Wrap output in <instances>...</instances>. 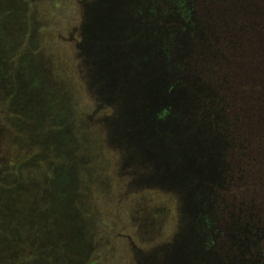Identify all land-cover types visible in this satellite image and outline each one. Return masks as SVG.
Here are the masks:
<instances>
[{"label":"rangeland","instance_id":"374dc122","mask_svg":"<svg viewBox=\"0 0 264 264\" xmlns=\"http://www.w3.org/2000/svg\"><path fill=\"white\" fill-rule=\"evenodd\" d=\"M109 16V0H0V264H264V213L254 184L248 183L254 164H244L242 155L234 154L239 145L254 153V112L242 122L247 132L229 138L230 120L239 128L228 110L234 104L228 97L209 104L220 106L208 121V132L216 137L215 146L208 147L218 153L215 159L200 160L208 165L205 174L175 182L172 175L178 172L172 164L185 168L178 164L180 150L174 147L163 152L169 160L174 157L166 168L169 181L164 175L165 181L158 183L137 174L131 179L129 167L143 166L148 149L140 148L141 137L135 136L136 150L127 154L108 122L118 109L111 114L98 111L106 104L115 106L117 80L134 73L125 62L127 48L113 50ZM213 50L221 53L218 46ZM57 67L70 79H63ZM204 82L210 94L224 95L227 84ZM83 88L89 102L83 99ZM129 97L125 92L118 127L130 137L131 130L154 120H131ZM75 114L89 124L107 121L105 134L97 132L113 154L100 182L85 170L87 155L74 148L80 145ZM218 120L224 128H216ZM187 135L195 138L193 131ZM190 150L200 158L194 147ZM194 177L203 182L197 184ZM238 181L242 185L234 190ZM155 183L165 193L174 191L178 210L173 214L150 188ZM194 188L202 194L198 202L209 204L220 190L222 205L214 210L213 220L222 218L216 225L230 235L211 239V245L207 237L198 244L193 236L197 225L190 227V217L198 210L197 200L189 195ZM212 212L204 211V222ZM180 253L188 257L183 262L177 260Z\"/></svg>","mask_w":264,"mask_h":264},{"label":"trees","instance_id":"16d2710c","mask_svg":"<svg viewBox=\"0 0 264 264\" xmlns=\"http://www.w3.org/2000/svg\"><path fill=\"white\" fill-rule=\"evenodd\" d=\"M109 15V26L111 25L110 29L114 31V33L112 32L115 46L113 50H116L115 48L118 46L127 48L129 56L125 62L127 61V64L134 68L133 71L137 73L136 79H138V83L135 85L130 79H125L121 75L117 80V95L114 96L115 103H113L115 106L112 105L111 107L106 104L104 107L98 106L99 109L97 108L99 112L110 114L118 109L115 115L109 117L108 122H110L109 126L119 147H122L127 154H131L136 150V147L133 148L134 144L138 143L132 130L130 137L124 136L118 127L120 114L124 112L126 103V101L124 102V93L126 92L127 95L128 91H133L137 104L136 114L139 117H143L145 114L149 116L152 111L151 116L156 114V117L150 119L170 125L162 132L161 140L150 138L145 140L146 146L142 145L140 148L154 149L156 154H162L164 150L174 149V147L180 150V143H182L187 144L192 149L194 147L200 156V160L207 161L210 156L214 157L218 153L216 148H209L215 146L212 142L216 141V137L208 132L210 125L208 121L217 115L214 110L220 109V106L210 108L209 104H213V101L218 99L223 101L222 98L228 97L231 101L230 104H234L228 106L230 115L233 120L239 123V128H236V124L230 120L229 138L236 136L237 131L247 132V128L242 126V122H246V116L254 112L255 123L252 126L249 125L250 133L253 134L254 153L250 152L249 148L248 151L245 147L241 149L239 145L235 148L234 154L236 156L241 154L242 159L245 160L244 164H254V178L248 180V183L254 184V192L256 193L254 195L262 205L261 211L264 213V0H109ZM130 18L133 20L128 21ZM211 30L215 32L213 35H211ZM148 42H151L152 47L146 49ZM216 46L220 47L221 53L213 50ZM143 49H145L144 56H148V54L150 56L147 57L146 62H151L152 58L155 60L151 62L152 65L156 60L162 63L166 72L164 92L167 97L174 99L178 96V92L183 91L185 93V96L179 100V104L181 103L179 106L170 104L166 107L163 105L160 107L162 110L158 112L150 108L144 109L145 98L140 83V81L143 82L142 73L144 71L140 57L143 55ZM224 50H226L225 56H223ZM57 68L62 72V68ZM63 74L62 72V76ZM67 76H70L68 72L62 78L66 79ZM130 78L133 79V76ZM205 79L227 84V87H224L226 90L223 89L225 96L220 95L219 92L210 94L209 90L205 88ZM75 81L78 84L79 79H75ZM82 86L84 85L82 84ZM81 94L85 95L83 99L86 102L90 101L91 98L87 97L84 88ZM145 102L148 103V101ZM249 106L250 109L251 106H254L253 110H250L251 112L246 108ZM189 114L192 116L189 117ZM74 117L76 118L77 126L75 129L78 132L77 136L80 143L78 145L75 142L74 145L78 146H74V148L76 147V151H82V155H87L85 162L88 163L85 164V170L90 169V173L94 172L95 177L93 179L96 181L97 178L100 182L104 178L102 175L105 173L104 168L110 166L107 158L113 154L104 143L102 136L105 134L102 129L106 127L107 121L97 122V124L90 122L91 124H89L88 119L82 118L80 120L78 114H75L73 119ZM218 122L216 128L218 126L224 128V124L220 120ZM247 122L249 123V121ZM174 123L178 125L177 132L173 131ZM97 131L102 134H98ZM189 131H193L195 135L192 140L187 135ZM122 137H125V140H121ZM163 139L164 143L160 142ZM225 151L227 152V150ZM145 160L143 166L132 164L129 167L131 179L136 178L137 174L141 178L143 176L147 181L158 183L165 181L160 176L164 175L166 181H169L166 167L159 160H147V158ZM172 165L173 170L178 172L179 178L185 177L187 181L190 174L185 176L186 170L178 169L175 163ZM252 172L248 171V174ZM159 179L161 180L159 181ZM194 180L199 184L202 178L194 177ZM240 181L234 186V190L242 185ZM157 183L151 185L155 186ZM150 188H155L152 190H155L157 192L155 194L162 199H157L158 201L165 202L166 211L173 214L174 211L178 210V201L173 190L165 193L157 186ZM150 188L143 187L142 189L148 191ZM174 189L175 192L178 190L183 193L179 186L174 187ZM195 191L200 194L197 195V199L201 198L202 194L198 188H195ZM132 192H134L133 195L139 193L138 190ZM219 193L220 190H217L213 193L215 196L212 194L216 201L213 203L211 201V204L202 199L198 202L196 199L198 210L195 215L190 217V227L193 228L197 225V228L195 227L197 232L193 236L196 237L198 244L204 237L209 238L210 241L213 238L215 240V238L219 239L220 236L230 235L227 230L224 231L216 225L222 218H216L215 221L217 222L213 220L216 217L214 210L219 209V205H222L219 200ZM220 208L222 209V207ZM205 210H212L213 212L211 219L204 222ZM200 218L203 220H200L201 223H197L200 222ZM49 253L55 255L53 250ZM190 255L191 253L188 256ZM185 258L188 257L180 253L177 260L183 259L184 261ZM198 259L199 255L196 260Z\"/></svg>","mask_w":264,"mask_h":264},{"label":"water","instance_id":"95a60500","mask_svg":"<svg viewBox=\"0 0 264 264\" xmlns=\"http://www.w3.org/2000/svg\"><path fill=\"white\" fill-rule=\"evenodd\" d=\"M154 45V44H153ZM151 42L147 43V47L151 48ZM144 50L143 49V55H141V64L144 68L143 71V82L140 81L141 85H142V93L143 96L145 98L144 100V109L146 110V108H150L151 110L154 111H161L160 107L161 106H166L168 107L170 104H172L173 106H179V100L185 96V93L183 91L178 92V96L173 98H169L167 97V95L164 92V88H166V72L164 71V67L162 66V63L158 60H156L155 63H153L152 65V61H155L151 58V62H146V60L148 59L147 57H150L149 54L148 56H144ZM146 54V52H145ZM118 62V61H117ZM131 70L133 71L134 68L131 66ZM132 73V72H131ZM134 75V76H133ZM133 79L129 78L131 82H133L135 85L136 83H138V79H136L137 73L135 72L132 75ZM129 94L132 96L129 97V102L127 105V109L129 110V118H133L131 120H136L137 119H142L144 118V120L147 122L150 118H154L156 117L155 115H152V111L151 114H149V116L147 114H145V116L143 117H139L136 114V110H137V104H136V97L135 94L129 92ZM145 101H148V103H146ZM157 109V110H156ZM151 116V117H150ZM153 122V123H152ZM169 124H164L161 122H154V121H149L147 124H143L141 125L139 128L136 127L135 130H133V136L141 137L140 138V144L145 145L146 146V141L148 139H157L158 141L161 140L160 136L162 134V132H164L167 128L170 127ZM177 124L174 123V127H173V131H177ZM180 140V138H178ZM160 142L164 143V139ZM155 143V142H152ZM180 152H178L179 157L181 158V165L183 166V168H185L186 171L190 172V176L189 178H191L193 175H203L206 172L209 171L208 169V165L203 164L200 161V158L197 157L193 152H191L190 147L187 144H182L180 143ZM154 149H149L148 152V158L150 160H154L156 159L160 161V163H162V165H164L167 169L169 164L171 163V160L174 158H171V160H169V153H162V154H156V152L153 151ZM165 152H169V151H165ZM170 174V173H169ZM171 175H169L170 177ZM174 178V181L177 182L179 180V176L176 174L172 175ZM173 181V180H172ZM173 181V182H174ZM190 181L192 182V180L190 179ZM174 182V183H175ZM190 182V183H191ZM176 184V183H175ZM191 198H193L192 200H196L197 199V195L199 196V192L192 190L190 192Z\"/></svg>","mask_w":264,"mask_h":264},{"label":"flooded vegetation","instance_id":"af4514ba","mask_svg":"<svg viewBox=\"0 0 264 264\" xmlns=\"http://www.w3.org/2000/svg\"><path fill=\"white\" fill-rule=\"evenodd\" d=\"M185 261V260H184ZM182 262H183V259H182ZM221 264V263H220Z\"/></svg>","mask_w":264,"mask_h":264}]
</instances>
